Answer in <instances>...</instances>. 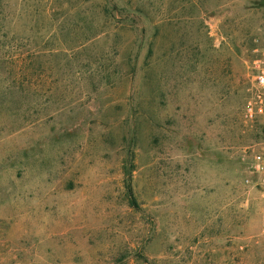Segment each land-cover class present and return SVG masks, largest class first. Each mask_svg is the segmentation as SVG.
<instances>
[{
    "label": "rangeland",
    "instance_id": "rangeland-1",
    "mask_svg": "<svg viewBox=\"0 0 264 264\" xmlns=\"http://www.w3.org/2000/svg\"><path fill=\"white\" fill-rule=\"evenodd\" d=\"M263 54L264 0H0V264H264Z\"/></svg>",
    "mask_w": 264,
    "mask_h": 264
},
{
    "label": "built area",
    "instance_id": "built-area-1",
    "mask_svg": "<svg viewBox=\"0 0 264 264\" xmlns=\"http://www.w3.org/2000/svg\"><path fill=\"white\" fill-rule=\"evenodd\" d=\"M254 79L243 109V119L246 123L264 120V54L262 59L254 61ZM249 155L248 170L257 177V184L264 189V136L246 151ZM264 234V228L262 230Z\"/></svg>",
    "mask_w": 264,
    "mask_h": 264
}]
</instances>
